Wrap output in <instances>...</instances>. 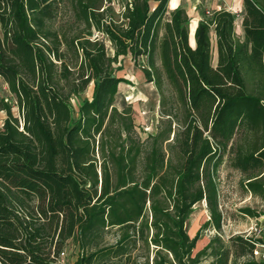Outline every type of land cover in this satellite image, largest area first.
<instances>
[{"label": "trees", "instance_id": "trees-1", "mask_svg": "<svg viewBox=\"0 0 264 264\" xmlns=\"http://www.w3.org/2000/svg\"><path fill=\"white\" fill-rule=\"evenodd\" d=\"M170 1L122 0L119 18L112 0H73L85 32L68 35L54 28L61 0H0V78L12 96L0 98V264H60L69 240L80 249L72 264H264L256 234H216L195 253L203 229L223 227L225 157L243 191L264 199V0H243L244 39L235 13L202 10L194 44L188 10ZM126 56L174 93L146 139L133 106L115 104ZM201 201L210 219L191 237Z\"/></svg>", "mask_w": 264, "mask_h": 264}, {"label": "rangeland", "instance_id": "rangeland-1", "mask_svg": "<svg viewBox=\"0 0 264 264\" xmlns=\"http://www.w3.org/2000/svg\"><path fill=\"white\" fill-rule=\"evenodd\" d=\"M61 9L59 17L54 21V28L68 33V35H75L78 32H85V27L79 25L76 21V14L73 11L72 3L73 0H61ZM222 6H226L228 10L232 11L237 15L236 21L238 25H241V18H243L245 12V5H243V0H171L170 7H175L181 4L184 8L188 10L191 17V39H192V25L201 17L200 12L213 11L217 8V3ZM113 10L116 12V16L120 18V14L124 11L122 6V0H112ZM225 8V7H223ZM86 34L87 31H86ZM92 40L99 39L106 43L108 55L112 56L114 54V46L112 41H110L102 32L92 29V35L90 36ZM68 60L70 63L72 61L76 62V58H71L69 56ZM215 62V60H214ZM123 70L118 72L120 76L127 79L119 85V92L116 97L117 106L122 109L123 103L130 104L133 106L134 115L137 124V131L143 139L148 137V133L155 134L161 125L162 111L164 108L172 109V104L174 105V93L167 84L164 82V91H159L153 82L147 81L144 72L141 70V65L144 63L142 60L135 62L131 57L126 56V58L121 62ZM120 65V63L116 64ZM248 91L250 93L257 92L253 81L248 80ZM94 84L91 83L87 90L83 93V98H92ZM167 97V105H163L161 102V95ZM1 97H12L8 90V85L0 78V98ZM13 103H15L13 101ZM77 99H72V104L75 106L76 111L79 109ZM15 105V104H14ZM14 113L19 114V108L14 107ZM6 118V112L4 110L0 111V126L4 119ZM226 157L223 165L218 170L219 185V203L220 209L224 212V221L222 224V230L217 231L213 226L203 229L201 233V238L198 240L195 253L201 250L204 246L209 243L211 237L216 234L221 235L222 239L226 242L233 235L244 234H256L261 236L263 231L261 229L264 227V215L259 218H251L244 214L240 209L241 207L249 206L254 210H258L264 213V199L258 195H253L248 192L243 191L240 181V173L229 167L226 163ZM210 219V211L207 210L206 201H201L195 204L194 213L191 215L187 221L188 231L191 237H194L201 226ZM109 242H114L115 237L110 235L108 237ZM80 253L79 247L75 244L73 240H69L64 251V255L61 257L60 264H72L78 258ZM209 260H203L201 264H208Z\"/></svg>", "mask_w": 264, "mask_h": 264}, {"label": "crops", "instance_id": "crops-1", "mask_svg": "<svg viewBox=\"0 0 264 264\" xmlns=\"http://www.w3.org/2000/svg\"><path fill=\"white\" fill-rule=\"evenodd\" d=\"M170 4H171V1H170ZM179 5H181V4H178V5H176L175 7H177V6H179ZM175 7H170V6H169L170 11L173 10V9H175ZM223 7L227 8L226 6H223V5L221 6L220 3L218 2V3H217V8H216L215 10H218V9H220V8H223ZM227 9H228V8H227ZM237 15H239V12H237ZM189 16H190V15H189ZM198 20H200V18H199ZM198 20L196 21V28H197V26H198ZM241 20H242V18H241ZM242 22H243V21H241V25H240V24L238 25V23H237V25H236V32H237V35H238L239 37H241L242 39H244V28H243ZM195 30H196V29H195ZM194 34H195V31L192 33V39H191V42H193V44L195 43V42H194ZM190 37H191V33H190ZM212 38H213V41H214V43H215L216 38H215L214 33H212ZM214 54H215V63H216V61H217V54H216V51L214 52Z\"/></svg>", "mask_w": 264, "mask_h": 264}, {"label": "built area", "instance_id": "built-area-1", "mask_svg": "<svg viewBox=\"0 0 264 264\" xmlns=\"http://www.w3.org/2000/svg\"><path fill=\"white\" fill-rule=\"evenodd\" d=\"M261 231H263V233L260 237H262V239L264 240V227L261 229ZM62 255H64V252L62 253ZM62 255H61V257H62ZM254 255L257 257V259L264 260V241L259 245V248H258V250H256ZM60 262H61V258L58 261V263H60Z\"/></svg>", "mask_w": 264, "mask_h": 264}, {"label": "bare ground", "instance_id": "bare-ground-1", "mask_svg": "<svg viewBox=\"0 0 264 264\" xmlns=\"http://www.w3.org/2000/svg\"><path fill=\"white\" fill-rule=\"evenodd\" d=\"M195 29H196V23H194V24L192 25V33L195 31Z\"/></svg>", "mask_w": 264, "mask_h": 264}]
</instances>
